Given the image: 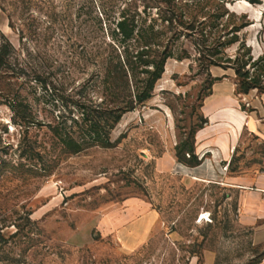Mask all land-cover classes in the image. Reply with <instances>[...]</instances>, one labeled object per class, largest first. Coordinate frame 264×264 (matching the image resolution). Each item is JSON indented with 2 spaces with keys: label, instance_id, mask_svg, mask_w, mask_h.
Listing matches in <instances>:
<instances>
[{
  "label": "rangeland",
  "instance_id": "rangeland-1",
  "mask_svg": "<svg viewBox=\"0 0 264 264\" xmlns=\"http://www.w3.org/2000/svg\"><path fill=\"white\" fill-rule=\"evenodd\" d=\"M127 1L0 0V32L13 47L0 69V264H261L264 214L243 211L240 187L264 177V94L240 92L233 68L200 60L194 35L164 31V46L191 59L167 61L153 98L123 114L110 148L72 154L58 140L82 105L128 101L104 79L128 65L112 37ZM232 1L253 22L242 37L256 59L264 0ZM130 5L158 17L154 2ZM209 146L229 148V160ZM191 147L210 167L214 158L219 177L185 175L178 149L188 162Z\"/></svg>",
  "mask_w": 264,
  "mask_h": 264
},
{
  "label": "trees",
  "instance_id": "trees-1",
  "mask_svg": "<svg viewBox=\"0 0 264 264\" xmlns=\"http://www.w3.org/2000/svg\"><path fill=\"white\" fill-rule=\"evenodd\" d=\"M157 6L158 17L150 14L151 7L143 11L133 10L128 0L121 6L119 19L112 32V37L124 46L128 65L120 70L111 68L104 73L106 89L117 99L121 95L128 98L124 104L114 103L106 109L97 107L94 112L81 106V119L73 120L72 126H62L57 138L62 146L72 154L83 152L86 146L96 144L102 148L112 146V130L119 124L123 114L144 107L153 98L156 83L162 78L169 59L182 61L191 59L184 53H174L161 38L164 31L171 29L197 37L200 60H206L212 66L233 68L238 80L239 91L249 94L258 90L264 94V55L254 59L242 33L253 25L247 14H238L228 8L232 0H148ZM244 3L261 5L262 0H244ZM0 40L6 41L0 46V69L6 65L13 53V47L0 32ZM130 44H135L132 56ZM237 46L234 58L227 50ZM164 49L161 52L156 49ZM219 79H214L218 81ZM108 83V84H107ZM182 147V145H181ZM178 161L190 168L201 165L194 155L185 162L179 148Z\"/></svg>",
  "mask_w": 264,
  "mask_h": 264
},
{
  "label": "crops",
  "instance_id": "crops-1",
  "mask_svg": "<svg viewBox=\"0 0 264 264\" xmlns=\"http://www.w3.org/2000/svg\"><path fill=\"white\" fill-rule=\"evenodd\" d=\"M1 28H6L4 24L0 21V31ZM219 149L221 153V157L219 158L222 162L228 161L230 157L229 148L219 147V146H209L205 149ZM212 154L211 152L206 153V155ZM201 165L196 168H186V176L195 181H208L213 177H219L217 173V166H214V158L211 161V167L208 165L209 163L205 158H202ZM216 165V164H215ZM215 177V178H216ZM243 190V211L248 214L259 216L264 214V177H259L254 180L252 185L240 187ZM255 199L257 202L253 206L249 204V200ZM259 219H263V217H258ZM264 240V239H259ZM261 264H264V260Z\"/></svg>",
  "mask_w": 264,
  "mask_h": 264
},
{
  "label": "bare ground",
  "instance_id": "bare-ground-1",
  "mask_svg": "<svg viewBox=\"0 0 264 264\" xmlns=\"http://www.w3.org/2000/svg\"><path fill=\"white\" fill-rule=\"evenodd\" d=\"M169 67V66H168ZM166 70V69H165ZM166 76V75H165ZM168 78V77H167ZM166 81V80H165ZM163 84V83H162ZM160 86V85H159ZM163 86V85H162ZM162 88V87H161ZM161 93V92H160Z\"/></svg>",
  "mask_w": 264,
  "mask_h": 264
}]
</instances>
